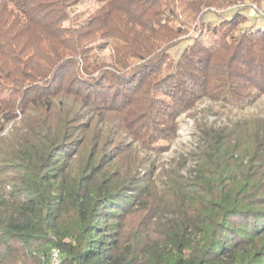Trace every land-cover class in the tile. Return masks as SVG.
I'll list each match as a JSON object with an SVG mask.
<instances>
[{"label": "trees", "instance_id": "trees-1", "mask_svg": "<svg viewBox=\"0 0 264 264\" xmlns=\"http://www.w3.org/2000/svg\"><path fill=\"white\" fill-rule=\"evenodd\" d=\"M261 3L0 0V264H264V118L155 161L181 115L264 98ZM136 211L156 242L123 237Z\"/></svg>", "mask_w": 264, "mask_h": 264}, {"label": "rangeland", "instance_id": "rangeland-1", "mask_svg": "<svg viewBox=\"0 0 264 264\" xmlns=\"http://www.w3.org/2000/svg\"><path fill=\"white\" fill-rule=\"evenodd\" d=\"M259 6L260 9L255 5L248 6V8L246 9V14L249 17V22H253L255 18L258 19L257 13L264 11V4L261 3ZM238 7L242 6L240 5ZM95 8L96 4L86 3L81 5L77 9L76 13H79L80 15L85 17L92 13ZM263 24L264 22L262 20H258L256 26H262ZM193 34V32H189L186 38ZM185 44L187 43L181 44L178 46V48H175L171 52V55L173 57L176 56L177 53L182 50ZM105 55H107V53ZM221 106L222 105L205 103L199 105L196 109L181 115L177 119V122L179 124L177 138L173 142L168 144L166 152L155 158L156 164L163 165L165 168H175L176 164L179 163L178 161H181V158H183L189 152H193L194 148H196L197 143L200 142L196 131V126L198 123H209L214 121L215 119H219L222 122H225L227 121V119H229L233 122L248 118H264V98L260 99L254 106L246 108L243 111L231 109L229 106ZM10 127L11 125L7 126L2 136H4L6 132H8ZM188 167V163L184 168L180 167V174L186 176V170L188 169ZM155 223V220L151 221L148 217L144 216L143 213L136 211L126 219L122 233L123 237L131 239L132 236L136 234V236L139 237L144 244L156 242L159 235L156 231Z\"/></svg>", "mask_w": 264, "mask_h": 264}, {"label": "built area", "instance_id": "built-area-1", "mask_svg": "<svg viewBox=\"0 0 264 264\" xmlns=\"http://www.w3.org/2000/svg\"><path fill=\"white\" fill-rule=\"evenodd\" d=\"M257 14H258L257 17H259L262 21H264V11L258 12ZM47 264H62V255L60 250L53 249L50 252L49 261Z\"/></svg>", "mask_w": 264, "mask_h": 264}]
</instances>
